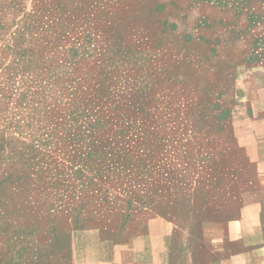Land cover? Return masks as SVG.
I'll use <instances>...</instances> for the list:
<instances>
[{"label": "rangeland", "instance_id": "rangeland-1", "mask_svg": "<svg viewBox=\"0 0 264 264\" xmlns=\"http://www.w3.org/2000/svg\"><path fill=\"white\" fill-rule=\"evenodd\" d=\"M260 124L264 0H0V264L235 215Z\"/></svg>", "mask_w": 264, "mask_h": 264}, {"label": "crops", "instance_id": "crops-1", "mask_svg": "<svg viewBox=\"0 0 264 264\" xmlns=\"http://www.w3.org/2000/svg\"><path fill=\"white\" fill-rule=\"evenodd\" d=\"M246 155L248 199L236 213L196 219L186 239L138 232L105 250L104 257L76 264H264V124L253 127Z\"/></svg>", "mask_w": 264, "mask_h": 264}]
</instances>
